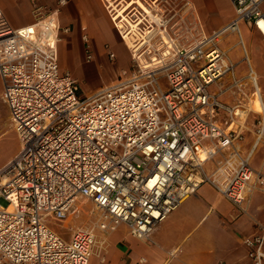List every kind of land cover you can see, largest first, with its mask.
Returning a JSON list of instances; mask_svg holds the SVG:
<instances>
[{
    "label": "built area",
    "instance_id": "obj_1",
    "mask_svg": "<svg viewBox=\"0 0 264 264\" xmlns=\"http://www.w3.org/2000/svg\"><path fill=\"white\" fill-rule=\"evenodd\" d=\"M51 1L29 0L34 21L17 28L0 9L2 98L19 140L0 167V264H88L104 241L97 230L122 224L145 239L205 182L240 208L253 186L250 158L264 140V103L249 70L260 105L250 109L256 116L244 149L246 125L236 119L248 112L219 99L224 86L213 92L210 85L233 68L219 46L224 34L240 37L245 24L264 38V0H230L232 20L210 33L191 12L193 26L180 34L146 31L132 47L122 38L129 67L88 94L59 65L58 43L68 29L58 17L69 0ZM215 156L220 160L208 175ZM78 198L91 201L97 221L65 240L48 221L66 220ZM243 244L251 264H264V225Z\"/></svg>",
    "mask_w": 264,
    "mask_h": 264
},
{
    "label": "crops",
    "instance_id": "obj_2",
    "mask_svg": "<svg viewBox=\"0 0 264 264\" xmlns=\"http://www.w3.org/2000/svg\"><path fill=\"white\" fill-rule=\"evenodd\" d=\"M42 1L49 5L52 3L51 0ZM183 1L189 4L191 12L200 20L207 33L224 27L234 16L230 0ZM0 9L8 24L13 28L31 24L34 21L29 0H0ZM112 17L105 0H69L68 4L61 9L58 17L60 26L68 29L67 38L62 37L60 41L59 51H67L71 56L79 49L85 60V50H89L95 56L94 59L100 62L105 59L110 60L108 53L111 52L115 59L110 61L114 64L116 54L112 48L119 41ZM243 27L248 29V38H254L256 41L255 36L252 37L253 35L249 33L250 27L245 24ZM225 35H231L233 39L237 38L243 59H246L249 68L247 73L240 77L236 76L233 80L240 82L241 79L242 81L246 79L250 84L247 74L253 68L257 75V84H259L261 78L249 57L247 44L242 36V27L240 28L241 40L237 34L228 33L223 37ZM82 36L86 37L85 41L82 40ZM223 37L219 46L225 52L227 59L231 63L239 62L230 57L232 46L230 42L225 46L220 45ZM257 63L259 66L258 58ZM60 67L67 70L64 65ZM74 68L72 66L69 70L74 71ZM115 72L112 68L107 71L111 82L118 74ZM221 81L217 83L220 85L215 84L216 89L213 92L218 91L219 86H223ZM260 82H263L264 86V81ZM258 87L264 103V94L260 85ZM223 91L221 90L218 95L219 99L225 103L222 100ZM0 101L6 108L8 128L13 130L17 142L12 153L0 164L2 167L17 153L19 140L12 127L8 108L2 98L1 79ZM223 117L224 115L220 117V120L223 121ZM245 127L244 149L248 148L252 141L251 123ZM256 150L257 155H254ZM219 160L220 156H215L213 161L206 164L205 172L208 175ZM250 165L254 172L251 180L253 186L240 208L234 207L211 183L205 182L194 194L170 211L145 239L132 237L124 225L121 227L119 225L114 231L105 234L97 230L96 233L100 234L98 236L104 241L95 247L88 264H91L93 256H97V264H251L243 239L256 234L259 227L264 225V140L253 151Z\"/></svg>",
    "mask_w": 264,
    "mask_h": 264
},
{
    "label": "rangeland",
    "instance_id": "obj_3",
    "mask_svg": "<svg viewBox=\"0 0 264 264\" xmlns=\"http://www.w3.org/2000/svg\"><path fill=\"white\" fill-rule=\"evenodd\" d=\"M106 4L109 7L110 12L115 14L117 11H121L122 16L125 20H123V29H119L117 26H115L116 36L118 38L119 43L116 45H113L112 51L116 54V61L114 64L111 63L110 60H102L96 61L94 58L95 56L91 53V61L86 62L83 59L82 53L79 51H74L73 55L71 56L67 53V51L62 50V52L59 51V45L61 42L58 43V60L59 64L62 66L64 65L68 71L69 68L74 66V71L69 70L73 78L76 79L77 84L80 88L81 93H90L93 92L109 83H111L110 76L108 75L107 71H109L111 68L116 71V73L119 72L120 69L128 68L130 65V53L128 49L126 48V45L120 35L119 32L121 31H130L128 33L129 37L136 38L135 42L140 43L141 41L146 40V35L148 34L146 30L142 33L138 28L142 27V24H138L134 30L130 28V23H134L133 21L129 20L128 17H125L124 14L126 11H122L123 7L118 8L114 7V3H112V0H105ZM176 3H182L177 0ZM163 3L160 4V11L157 10L159 15H163ZM125 6V5H124ZM112 9V10H111ZM149 9V8H148ZM150 15V14H149ZM122 17V18H123ZM183 20H185V23H183ZM121 20V17L118 19V21ZM195 20L194 15L191 13V11L188 8H185L184 13H182L179 17H177V24L173 28V22L166 25L165 30L163 29V26H159L157 22L149 23L151 25H155L157 30H161L166 38L167 34L173 35V31L180 34L183 31L184 26H193V21ZM115 22V21H114ZM191 23V24H190ZM116 24V23H115ZM242 27V36L244 38V42L247 44V48L249 51V57L251 59L252 65L255 67L256 72L258 73L259 77V85L261 87V91L264 94V38L253 28H249V33L255 36V39L248 38V29L243 27V24H241ZM119 31V32H118ZM68 32L61 33V37L67 38ZM156 39L158 36H155ZM154 39V41H156ZM237 39V38H236ZM236 39H233V36L225 35L222 39V42L220 45L225 46L226 43L230 42L231 51H230V57L231 59L238 60L239 62L233 61V68L229 73H227L223 78L221 83H223V86L225 87L224 96L222 97V100L229 104L233 105L235 103H241L243 110L247 111L248 113H241V116L236 119L238 122H244L245 125H249L250 123L254 121V118L256 114L250 110L253 109L251 107L250 99H252V88L249 83H247L246 79L245 81H240L242 84L240 87L242 88V91H240L237 87H231L232 80L234 77H240L247 73L248 64L246 59H243V53L241 51V47L239 46ZM133 42V41H132ZM80 47V46H79ZM83 48H86L83 46ZM93 58V59H92ZM257 58L259 60V66L257 63ZM72 60V61H71ZM237 63V65H236ZM76 64V65H75ZM109 68V70H108ZM127 70V69H126ZM210 89L213 91L216 89V85L212 84L210 85ZM234 91V93L232 92ZM244 92V93H243ZM257 109L254 110H258ZM225 118L223 117V121ZM8 121L6 117V108L4 104L0 101V164L3 163L7 157L12 153L15 146L17 145L15 134L13 130H9L8 128ZM261 147V146H260ZM259 147V148H260ZM258 148V149H259ZM257 149V150H258ZM254 155H257V151ZM73 211L70 213V215L66 218V220L62 222L49 220L48 224L49 226L56 231L63 239L67 240L69 239L72 231L76 228L80 227H93L95 226V223L97 221V215L94 213V209L92 206V203L90 200L85 198H78L73 206ZM123 225H120V227ZM100 235V234H97ZM98 258L97 256H93L91 264H97Z\"/></svg>",
    "mask_w": 264,
    "mask_h": 264
},
{
    "label": "flooded vegetation",
    "instance_id": "obj_4",
    "mask_svg": "<svg viewBox=\"0 0 264 264\" xmlns=\"http://www.w3.org/2000/svg\"><path fill=\"white\" fill-rule=\"evenodd\" d=\"M141 3L145 4V6L149 7L150 15L144 13L137 5H135V0H112L114 3V7L121 8L123 7L122 11H126L124 16L128 17L129 20L135 22L139 20L138 24H142V27L138 28L142 33L144 30L148 29L147 32L152 33H161V30H157L155 25H151L149 23L156 22L155 18H158V25L163 26L164 30L166 25L173 22L172 27L174 28L177 24V17L180 14L184 13V7L180 3H176V0H139ZM164 3L162 6L163 8V15H159L157 10L160 11V4ZM125 5V6H124ZM112 10V9H111ZM129 32V31H128Z\"/></svg>",
    "mask_w": 264,
    "mask_h": 264
},
{
    "label": "bare ground",
    "instance_id": "obj_5",
    "mask_svg": "<svg viewBox=\"0 0 264 264\" xmlns=\"http://www.w3.org/2000/svg\"><path fill=\"white\" fill-rule=\"evenodd\" d=\"M135 5H137L144 13H146V14H150V12H149V9L143 4V3H141L139 0H135ZM121 17V20L120 21H118V19ZM123 16H122V13H121V11H117L115 14H113V17H112V19L115 21V23H116V26L119 28V29H123L124 27H123V20H125L124 19V17L122 18ZM155 20H156V22L158 23V21H159V19L158 18H155ZM138 23H139V20H137V21H135L134 23H130L129 25H130V28L132 29V30H134L135 28H136V26L138 25ZM261 24H263V22L261 21L260 22ZM130 32V31H129ZM121 33H122V38L125 40V42L129 45V46H131L132 47V41H135V39L137 38H133V37H129L128 36V31L126 32V31H121ZM148 35H150V34H148ZM251 77H254L255 78V80L257 79V75H256V73H255V71H254V69L252 68V70H251V75H250ZM257 82V81H256ZM257 84V83H256ZM259 84H257V88L259 89ZM252 99H250L249 101H250V103H251V107L253 108V109H257L258 107H259V105H260V98H259V94H258V92L256 91V94L255 95H252Z\"/></svg>",
    "mask_w": 264,
    "mask_h": 264
}]
</instances>
